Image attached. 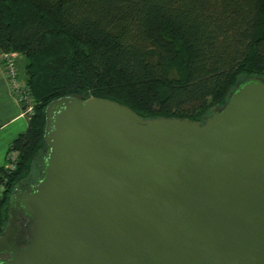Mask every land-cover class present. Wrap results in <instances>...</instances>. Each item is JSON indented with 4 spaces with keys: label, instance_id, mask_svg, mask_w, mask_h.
Returning <instances> with one entry per match:
<instances>
[{
    "label": "water",
    "instance_id": "obj_1",
    "mask_svg": "<svg viewBox=\"0 0 264 264\" xmlns=\"http://www.w3.org/2000/svg\"><path fill=\"white\" fill-rule=\"evenodd\" d=\"M46 116L41 173L13 194L0 264H264L263 77L204 119L75 94Z\"/></svg>",
    "mask_w": 264,
    "mask_h": 264
},
{
    "label": "trees",
    "instance_id": "obj_2",
    "mask_svg": "<svg viewBox=\"0 0 264 264\" xmlns=\"http://www.w3.org/2000/svg\"><path fill=\"white\" fill-rule=\"evenodd\" d=\"M26 56L28 128L0 165V234L13 194L46 150L48 104L108 97L145 117L204 119L249 76L264 78V0H0V52ZM25 227L17 237L25 243Z\"/></svg>",
    "mask_w": 264,
    "mask_h": 264
},
{
    "label": "crops",
    "instance_id": "obj_3",
    "mask_svg": "<svg viewBox=\"0 0 264 264\" xmlns=\"http://www.w3.org/2000/svg\"><path fill=\"white\" fill-rule=\"evenodd\" d=\"M23 55V54H22ZM28 114L24 113L18 96L12 90L0 55V165L6 164L9 146L27 130Z\"/></svg>",
    "mask_w": 264,
    "mask_h": 264
},
{
    "label": "built area",
    "instance_id": "obj_4",
    "mask_svg": "<svg viewBox=\"0 0 264 264\" xmlns=\"http://www.w3.org/2000/svg\"><path fill=\"white\" fill-rule=\"evenodd\" d=\"M0 55L8 81L14 93L18 96L24 113H32L34 111V97L30 86L20 72L19 59L22 53L18 50H4L0 52ZM12 155L13 159L16 158L15 152Z\"/></svg>",
    "mask_w": 264,
    "mask_h": 264
},
{
    "label": "rangeland",
    "instance_id": "obj_5",
    "mask_svg": "<svg viewBox=\"0 0 264 264\" xmlns=\"http://www.w3.org/2000/svg\"><path fill=\"white\" fill-rule=\"evenodd\" d=\"M26 60H27L26 56H24V55L20 56V59H19L20 72H21L22 77L25 79H26ZM45 153H46V150L43 149L40 152V154L37 156L35 163H34L33 170H32L33 175H37V176L40 175V173H41V160H42V157L44 156Z\"/></svg>",
    "mask_w": 264,
    "mask_h": 264
},
{
    "label": "flooded vegetation",
    "instance_id": "obj_6",
    "mask_svg": "<svg viewBox=\"0 0 264 264\" xmlns=\"http://www.w3.org/2000/svg\"><path fill=\"white\" fill-rule=\"evenodd\" d=\"M20 188L22 189H27V188H30V187H25V186H21ZM27 219H28V216L24 213L23 209L20 207L19 208V218L17 220V226H18V231L16 233L17 237L19 235V232H21L23 230V228L25 227V230H26V222H27ZM18 239H16L17 241ZM19 243V241H18ZM20 245H23L24 243H19ZM11 255V252L10 251H2L0 252V258L2 257H8Z\"/></svg>",
    "mask_w": 264,
    "mask_h": 264
}]
</instances>
